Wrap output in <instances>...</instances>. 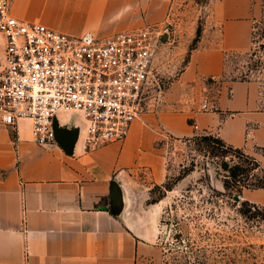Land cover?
<instances>
[{
    "label": "crops",
    "instance_id": "1",
    "mask_svg": "<svg viewBox=\"0 0 264 264\" xmlns=\"http://www.w3.org/2000/svg\"><path fill=\"white\" fill-rule=\"evenodd\" d=\"M134 1L60 0L59 9L71 19L40 18L75 34L110 32L139 24L142 8L147 21H158L168 4ZM250 4L222 1L214 16L220 36L191 50L174 84L183 108L145 113L122 142L86 149L81 139L72 148L73 126L64 125L56 141L40 145L30 119L20 118L18 130L0 121V264H154L161 258L159 221L166 201H150L147 183L167 179L159 124L178 136L204 131L247 150L264 147V109L254 81H229L212 109L203 108L204 94L199 96L207 78L224 74L230 54L251 49L258 13ZM3 55L0 35V60Z\"/></svg>",
    "mask_w": 264,
    "mask_h": 264
},
{
    "label": "rangeland",
    "instance_id": "2",
    "mask_svg": "<svg viewBox=\"0 0 264 264\" xmlns=\"http://www.w3.org/2000/svg\"><path fill=\"white\" fill-rule=\"evenodd\" d=\"M137 1L141 0L134 3ZM222 1L168 0L158 21H147V9L142 8L144 20L121 29L144 22L170 23L171 35L167 36L159 58V106L152 111L156 116L162 111L183 108L174 84L191 50L220 36V25L215 23L214 16ZM242 1L251 3L253 11L258 13L253 21L252 47L246 53L230 54L224 74L207 78L199 96L204 94L212 101L229 81L251 80L257 85L260 107L264 109V0ZM60 3V0H12L14 13L21 17L34 14L38 21L44 15L71 19L72 14L59 9ZM86 15L78 14L83 16L82 20L87 19ZM134 16L131 14V18ZM103 20L104 16L91 20V24ZM85 31L107 34L118 30ZM159 126L161 138L157 146L164 157L167 179L161 184L147 180L152 188L149 200L166 201L159 221L162 255L154 264H264V220L248 217L241 211L245 199L264 205V187H244L241 191L226 188V165L234 161L232 154L222 155L220 146L202 139L207 132L178 136ZM243 149L256 156L264 167V147ZM168 185L172 188L168 189Z\"/></svg>",
    "mask_w": 264,
    "mask_h": 264
},
{
    "label": "built area",
    "instance_id": "3",
    "mask_svg": "<svg viewBox=\"0 0 264 264\" xmlns=\"http://www.w3.org/2000/svg\"><path fill=\"white\" fill-rule=\"evenodd\" d=\"M168 24L75 34L18 17L12 0H0V121L18 130L20 118L30 119L34 140L46 145L56 141L55 115L74 114L86 123V149L124 141L133 122L159 106ZM202 106L214 104L204 96Z\"/></svg>",
    "mask_w": 264,
    "mask_h": 264
},
{
    "label": "trees",
    "instance_id": "4",
    "mask_svg": "<svg viewBox=\"0 0 264 264\" xmlns=\"http://www.w3.org/2000/svg\"><path fill=\"white\" fill-rule=\"evenodd\" d=\"M201 138L220 146L222 155L234 156V161L226 165L228 171L224 178L226 188H237L241 191L244 187H264V167L256 156L246 152L242 147L229 144L215 133L204 134ZM167 188L171 189L172 185H168ZM242 205L245 207H241V211L248 217L264 220V205L250 203L247 199L242 201Z\"/></svg>",
    "mask_w": 264,
    "mask_h": 264
},
{
    "label": "water",
    "instance_id": "5",
    "mask_svg": "<svg viewBox=\"0 0 264 264\" xmlns=\"http://www.w3.org/2000/svg\"><path fill=\"white\" fill-rule=\"evenodd\" d=\"M167 33H165L163 35L164 39H167ZM3 65V60H0V68ZM64 125H71L73 126V137H72V148L76 146V144L78 145V143L81 141L85 127H86V123L85 121L74 115V114H69V115H61L60 113L56 114L54 117V129L56 132V136H57V131L58 128L63 127ZM67 151H69L70 153L73 152L71 151V149H66Z\"/></svg>",
    "mask_w": 264,
    "mask_h": 264
}]
</instances>
